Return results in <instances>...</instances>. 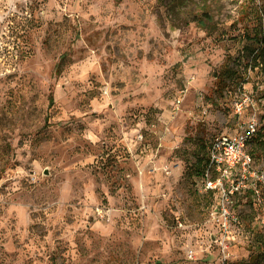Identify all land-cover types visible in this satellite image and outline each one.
<instances>
[{
	"label": "rangeland",
	"instance_id": "obj_1",
	"mask_svg": "<svg viewBox=\"0 0 264 264\" xmlns=\"http://www.w3.org/2000/svg\"><path fill=\"white\" fill-rule=\"evenodd\" d=\"M164 2L0 0V264H264V202L237 199L223 253L196 175L211 137L264 133V0H190L207 28Z\"/></svg>",
	"mask_w": 264,
	"mask_h": 264
},
{
	"label": "built area",
	"instance_id": "obj_2",
	"mask_svg": "<svg viewBox=\"0 0 264 264\" xmlns=\"http://www.w3.org/2000/svg\"><path fill=\"white\" fill-rule=\"evenodd\" d=\"M235 101V112L241 115L243 102ZM264 105V99H262ZM258 118L253 112L241 120L230 133L211 137L206 146V164L198 175V189L201 193L214 196L211 220L216 224V243L225 253L231 233L239 224V214L234 205L239 197H249L254 203L264 202V169L257 167L248 147L257 131ZM182 225L181 222H178ZM187 257L193 258L192 249Z\"/></svg>",
	"mask_w": 264,
	"mask_h": 264
},
{
	"label": "trees",
	"instance_id": "obj_3",
	"mask_svg": "<svg viewBox=\"0 0 264 264\" xmlns=\"http://www.w3.org/2000/svg\"><path fill=\"white\" fill-rule=\"evenodd\" d=\"M165 8L169 14L175 15L180 12L185 13V18L188 21H194L198 24V26L202 28H207L208 24L211 22V17L208 16L204 11L197 14L191 13V11H187V7L189 6L190 0H165ZM260 17L264 15L259 14ZM260 21V20H259ZM242 38L246 39L245 43L242 45V54L247 57V63H245V67L250 66L251 68L263 65L264 63V30L261 28V24H255L252 27V30H245ZM241 55L238 56L240 58ZM258 61V62H257ZM58 66H61V62L58 63ZM238 69H229V77L230 79L237 78L239 76ZM261 99H264V89L260 95ZM260 99V100H261ZM52 101V99H51ZM258 130L256 131L254 137L255 139L258 137L263 138L264 133L258 134ZM258 141V139H257ZM261 144H264V141H260ZM251 153V152H250ZM252 155V153H251ZM253 156V155H252ZM206 162L202 161V158L197 160L196 163V175H200L202 172V167H204ZM257 245L264 246V235H262L258 241ZM255 264V263H254Z\"/></svg>",
	"mask_w": 264,
	"mask_h": 264
}]
</instances>
